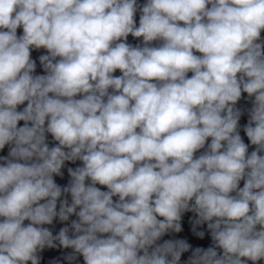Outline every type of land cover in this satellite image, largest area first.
<instances>
[{
  "label": "clouds",
  "instance_id": "clouds-1",
  "mask_svg": "<svg viewBox=\"0 0 264 264\" xmlns=\"http://www.w3.org/2000/svg\"><path fill=\"white\" fill-rule=\"evenodd\" d=\"M262 30L264 0H0V150L11 145L0 157V264H40L57 241L85 264H180L191 245L157 241L189 211L213 246L186 264L264 260ZM33 47L48 52L46 75H33ZM242 93L254 97L250 155L237 131ZM76 160L61 188L54 175ZM62 194L72 202L57 211ZM73 214L72 236L43 227Z\"/></svg>",
  "mask_w": 264,
  "mask_h": 264
},
{
  "label": "water",
  "instance_id": "water-1",
  "mask_svg": "<svg viewBox=\"0 0 264 264\" xmlns=\"http://www.w3.org/2000/svg\"><path fill=\"white\" fill-rule=\"evenodd\" d=\"M146 2H147V0H137V5L142 7L144 4H146ZM136 14H141V11H140L139 7L137 8V11H136L135 15ZM22 35H23V28L19 27L17 29V36L19 37V36H22Z\"/></svg>",
  "mask_w": 264,
  "mask_h": 264
}]
</instances>
